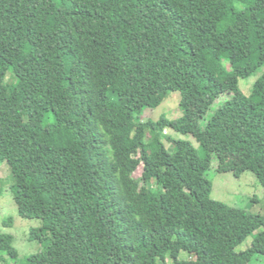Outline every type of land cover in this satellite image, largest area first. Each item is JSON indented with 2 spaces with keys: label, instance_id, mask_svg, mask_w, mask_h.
<instances>
[{
  "label": "trees",
  "instance_id": "obj_1",
  "mask_svg": "<svg viewBox=\"0 0 264 264\" xmlns=\"http://www.w3.org/2000/svg\"><path fill=\"white\" fill-rule=\"evenodd\" d=\"M263 66L264 0H0V163L45 246L25 264L264 256V218L214 200L207 154L165 133L191 132L193 95L207 105L196 128L211 153L240 150L235 173L264 187V73L250 96L239 87ZM149 77L181 93V118L142 121L160 105ZM5 255L18 257L11 235H0Z\"/></svg>",
  "mask_w": 264,
  "mask_h": 264
},
{
  "label": "rangeland",
  "instance_id": "obj_2",
  "mask_svg": "<svg viewBox=\"0 0 264 264\" xmlns=\"http://www.w3.org/2000/svg\"><path fill=\"white\" fill-rule=\"evenodd\" d=\"M263 73L264 66L258 73L240 79L239 87L246 96L252 94L255 82ZM149 84L150 93L159 100L160 105L157 108H146L141 115L142 121H158L162 116L169 120L181 118L184 114L181 93L170 91L165 84L153 77H149ZM229 98L228 95H223L216 99L207 110L205 118H210ZM185 103L189 105L191 110L192 119L189 123L191 132L188 135H183L168 129L165 133L174 140L190 141L197 149L201 150L202 154L204 152L207 154V162L210 165L207 177L213 185L211 197L214 200L264 218V187L250 171L235 173V170L241 166V151L234 150L223 153L221 156L213 155L207 144L208 141L202 138L196 128L199 115L206 110L207 105L193 95ZM151 139V133L147 132L146 141L149 142ZM164 142L167 150L173 153L172 143L169 141ZM152 150L150 148V152ZM141 172L142 169L140 168L136 175H141ZM11 183L10 168L6 163H0V235H11L13 237V245L18 253V257L15 260L5 255L0 264H25L27 258L40 254L45 250L42 242L30 240L31 230L41 227L42 222L40 219L23 218L19 215L18 207L10 192ZM9 219H12L11 224L7 223ZM259 231L257 230L249 235L243 243L236 247V252L240 253L249 249L252 246L255 235ZM181 258H187V253L182 252ZM250 264H264V256L255 255Z\"/></svg>",
  "mask_w": 264,
  "mask_h": 264
}]
</instances>
